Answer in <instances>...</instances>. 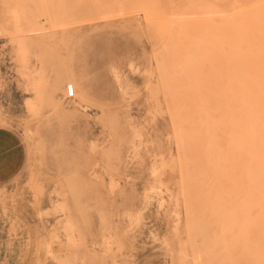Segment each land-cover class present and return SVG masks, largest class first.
<instances>
[{
    "label": "rangeland",
    "instance_id": "1",
    "mask_svg": "<svg viewBox=\"0 0 264 264\" xmlns=\"http://www.w3.org/2000/svg\"><path fill=\"white\" fill-rule=\"evenodd\" d=\"M146 1L0 0V264H255L232 133L254 0Z\"/></svg>",
    "mask_w": 264,
    "mask_h": 264
},
{
    "label": "bare ground",
    "instance_id": "2",
    "mask_svg": "<svg viewBox=\"0 0 264 264\" xmlns=\"http://www.w3.org/2000/svg\"><path fill=\"white\" fill-rule=\"evenodd\" d=\"M234 3H235V5H237L235 0H234L233 4ZM233 4H232V6H233ZM238 5H240V4L238 3ZM162 7L163 6H162V3L160 1L149 0V1H146L143 5H141L139 10H141L144 13L160 14L164 11V9H162ZM220 8H222V7L220 6ZM242 8H243V4H242ZM200 9H203V8L199 7L198 10H200ZM208 9L210 12V10H212L213 8L210 9L208 7L207 10L204 9L206 11L207 15H208V13H207ZM217 9H218V7H217ZM244 9L245 8H243L241 10L244 11ZM223 10H225V9H223ZM217 11L220 14L222 13L219 10H217ZM211 12L209 14H212ZM218 12L215 11L214 14L218 13ZM240 12L241 11H239V13ZM197 13H200V12L198 11ZM239 13L237 12V14H239ZM220 14H219V17L223 18L222 17L223 15L220 16ZM222 14H224V13H222ZM232 15H234V14H232ZM229 16H231V15H229ZM203 17H204V15H203ZM225 17H227V16H225ZM234 17H235V15H234ZM208 18L204 17V19H208ZM212 18H209V19L212 20ZM235 18H234V21H235ZM240 18H241V21L236 22V24L238 23L236 25V27L237 26L239 27L240 36L246 35L247 47H245V49L246 48L248 49L249 58H248V61L245 60L247 63V70H246L245 75L244 76L237 75L238 78L235 80L234 99H235V111H236L235 113H236V123L237 124L235 123L236 124L235 125L236 126L235 127L236 132H232V133L233 134L237 133L236 134L237 137L235 136L236 141L234 140V142L237 143V150H238V156H239L238 167H239V171H240V179L242 181L244 178L246 179V186L245 187H246V193H247V201H246L247 206L246 207H247V212H248V225L250 227V230H251L253 237L264 241V0H257V1L254 0L250 9L247 10L245 13L243 12L242 15L240 16ZM216 19H217V17H216ZM229 21H231V20L229 19ZM188 25H189V23H188ZM210 27H212V26H210ZM227 43H229V42H227ZM225 44L226 43H224V45ZM242 46H245V45H242ZM239 47H237V48H239ZM236 51L239 52L240 50H236V48H235V52ZM245 51H247V50H245ZM238 52H236V53H238ZM245 54H246V52L244 53V55ZM236 55H239V57H238L239 59L242 58V60H244V57H242L244 55L242 54V56L240 57V55H241L240 52ZM237 59H236V61H237ZM239 59H238V61H239ZM235 63H236V65H237V63L241 64V65L238 64L239 67L245 66L241 62H235ZM25 64H27V63H25ZM236 65H235L234 70L236 69ZM239 67L237 66V69L240 71ZM23 68H26V67H23ZM238 70H235V72L237 71V73H238ZM240 73H242V72H239V74ZM234 78H236V77H234ZM227 81H228V79H227ZM229 82H230V80L228 81V83ZM32 84H34V83H32ZM70 85L73 87V93H74L73 95H75L74 85L68 84L67 87ZM56 89H57V85L53 87V91H55ZM229 90H231V89H229ZM232 115H235V114H232ZM231 118H233V116H231ZM233 138H234V136H233ZM231 142H233V141H231ZM226 145H227V143H226ZM228 146H229V143H228ZM227 149H228V147H227ZM236 178H237V176H236ZM238 179H239V177H238ZM242 181L239 182V185H237L241 189L240 192L244 191L243 186H242L243 185ZM235 183H236V181H235ZM238 194H241V193H238ZM239 204L240 205H238V206L243 205L242 202ZM232 206H234V205H232ZM236 209H237V206H236ZM239 209H241V208H239ZM222 213L225 215L226 210L224 209L222 211ZM238 213H236L235 215L238 216ZM223 214H222V216L224 217ZM234 218H236V217L234 216ZM246 232H247V230H246ZM244 233H245V231H244ZM245 234H247V233H245ZM247 236H249V235L247 234ZM262 245H263L262 248L256 247L257 256L254 259L255 264H264V244H262ZM251 257H253V256H251Z\"/></svg>",
    "mask_w": 264,
    "mask_h": 264
},
{
    "label": "built area",
    "instance_id": "3",
    "mask_svg": "<svg viewBox=\"0 0 264 264\" xmlns=\"http://www.w3.org/2000/svg\"><path fill=\"white\" fill-rule=\"evenodd\" d=\"M66 92H67L69 97H73L74 96L73 95L74 94L73 93V87L71 85L67 87Z\"/></svg>",
    "mask_w": 264,
    "mask_h": 264
}]
</instances>
